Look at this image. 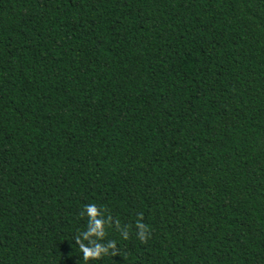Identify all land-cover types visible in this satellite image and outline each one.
<instances>
[{
    "label": "trees",
    "instance_id": "trees-1",
    "mask_svg": "<svg viewBox=\"0 0 264 264\" xmlns=\"http://www.w3.org/2000/svg\"><path fill=\"white\" fill-rule=\"evenodd\" d=\"M0 264H264V0H0Z\"/></svg>",
    "mask_w": 264,
    "mask_h": 264
},
{
    "label": "clouds",
    "instance_id": "clouds-1",
    "mask_svg": "<svg viewBox=\"0 0 264 264\" xmlns=\"http://www.w3.org/2000/svg\"><path fill=\"white\" fill-rule=\"evenodd\" d=\"M85 210L89 217V222L94 223L95 228L89 227L87 232L82 234L83 239L89 240V238L92 236H96L98 238L102 237L104 235V231H103L104 221L97 219L98 216L97 208L95 207V205H87ZM137 228L139 229V231L137 232L138 238L140 239L141 242H144L147 239L148 229L142 223H138ZM77 242L80 243V241ZM89 242L92 243L91 240ZM80 247L83 253V258L85 261H87L89 258H93V259L99 258L102 255V253L107 252L108 249L110 248L114 249L115 243L110 242L106 246H103L100 243H95L93 247H88L83 243H81Z\"/></svg>",
    "mask_w": 264,
    "mask_h": 264
}]
</instances>
